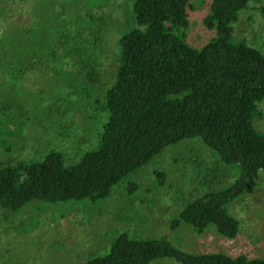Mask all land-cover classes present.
<instances>
[{
  "label": "rangeland",
  "instance_id": "374dc122",
  "mask_svg": "<svg viewBox=\"0 0 264 264\" xmlns=\"http://www.w3.org/2000/svg\"><path fill=\"white\" fill-rule=\"evenodd\" d=\"M211 1L188 0L185 39L192 48L214 36L203 25ZM132 3L106 0L90 9L82 0H0V121L9 129L0 138L8 147L0 143V168L40 161L53 150L65 164H74L96 146L103 116L92 102L112 85L117 41L134 27ZM262 4L250 3L239 13L233 36L264 55ZM41 39L56 45L53 57L40 50ZM254 124L264 132V110ZM235 178L234 169L200 140L182 141L117 185L102 203L34 201L16 213L0 208V264H84L106 254L121 233L164 237L189 254L264 258V172L228 206L239 222L234 239L211 228L201 233L186 225L170 228L188 203ZM128 182L136 186L132 193Z\"/></svg>",
  "mask_w": 264,
  "mask_h": 264
},
{
  "label": "trees",
  "instance_id": "16d2710c",
  "mask_svg": "<svg viewBox=\"0 0 264 264\" xmlns=\"http://www.w3.org/2000/svg\"><path fill=\"white\" fill-rule=\"evenodd\" d=\"M82 1L90 9L106 3ZM258 1L212 0L203 25L214 36L195 49L185 39L188 0H133L134 27L117 41L112 85L92 102L103 116L96 146L74 164H65L53 150L40 161L0 168V208L16 213L34 201L102 203L167 147L198 139L234 169L236 178L230 186L188 203L170 228L186 225L196 233L211 228L223 239H234L239 222L228 206L264 172V132L254 124L264 110V55L233 36L239 13ZM258 10L264 19V4ZM41 41L40 50L53 57L56 45ZM3 123L0 138L9 135ZM0 143L7 150L6 143ZM135 189L128 182L127 191ZM164 259L176 264H264V258L244 255L189 254L167 238L139 239L127 233L119 234L106 254L84 264H150Z\"/></svg>",
  "mask_w": 264,
  "mask_h": 264
}]
</instances>
